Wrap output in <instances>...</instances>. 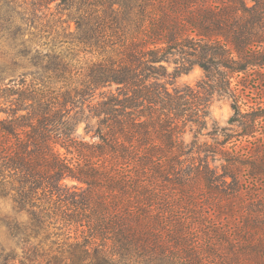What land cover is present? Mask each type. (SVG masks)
<instances>
[{
    "label": "trees",
    "instance_id": "1",
    "mask_svg": "<svg viewBox=\"0 0 264 264\" xmlns=\"http://www.w3.org/2000/svg\"><path fill=\"white\" fill-rule=\"evenodd\" d=\"M261 90L264 0H0V264H264Z\"/></svg>",
    "mask_w": 264,
    "mask_h": 264
},
{
    "label": "rangeland",
    "instance_id": "2",
    "mask_svg": "<svg viewBox=\"0 0 264 264\" xmlns=\"http://www.w3.org/2000/svg\"><path fill=\"white\" fill-rule=\"evenodd\" d=\"M204 75V71L201 67H196L194 68L190 73L188 74H183L179 77L176 78V80L173 82V84H171L170 86H183L184 84H192L195 85L197 83V81L199 79H201V77ZM260 87H262V85H260ZM263 88V87H262ZM263 92L264 95V91H260L258 92L259 94H256V96H261ZM233 115V109L231 106V101L227 98H221V99H214L212 105H211V118H209V129H212L216 123L219 126H225L228 124V121L230 119V117ZM80 132L84 131V123L81 124L80 128H79ZM194 137V131L191 129H188L186 134H185V139L187 142H190ZM199 139L201 141H214L209 133L208 130H204L203 134L199 135ZM201 189V188H200ZM199 189V191H200ZM195 192V190H193ZM198 191V192H199ZM4 207H6L7 209L10 208V205H4ZM207 214H205V216L202 217L203 221L205 223H207L205 225V227H203L204 230H210L213 227H217L219 228L220 226H222L226 221L227 218H223L220 217L221 214L217 211L215 213V210L213 207L208 208L207 210ZM179 212V211H178ZM211 227V228H209Z\"/></svg>",
    "mask_w": 264,
    "mask_h": 264
}]
</instances>
